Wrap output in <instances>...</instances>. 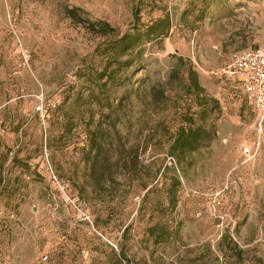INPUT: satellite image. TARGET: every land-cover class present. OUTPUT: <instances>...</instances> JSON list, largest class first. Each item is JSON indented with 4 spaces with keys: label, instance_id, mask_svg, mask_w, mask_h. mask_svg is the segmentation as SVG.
<instances>
[{
    "label": "rangeland",
    "instance_id": "obj_1",
    "mask_svg": "<svg viewBox=\"0 0 264 264\" xmlns=\"http://www.w3.org/2000/svg\"><path fill=\"white\" fill-rule=\"evenodd\" d=\"M136 12L169 34L108 82ZM256 49L264 0H0V264H264V116L227 72ZM181 128L209 134L178 159Z\"/></svg>",
    "mask_w": 264,
    "mask_h": 264
},
{
    "label": "trees",
    "instance_id": "obj_2",
    "mask_svg": "<svg viewBox=\"0 0 264 264\" xmlns=\"http://www.w3.org/2000/svg\"><path fill=\"white\" fill-rule=\"evenodd\" d=\"M80 10L76 8L67 9V14L74 21L82 22L80 16ZM137 25L134 28L133 34L124 35L117 37L114 41V45L110 54L108 55V82H113L115 75L117 74V68H120L122 59L125 56H130L145 41L150 42L160 38H166L170 31V21L168 18L159 19L152 24L146 25L139 19L138 13L136 12ZM97 32L104 35L114 36L116 30L111 27L108 23H96L93 27ZM114 38V37H113ZM181 60H183L181 58ZM127 62V61H126ZM195 80H197L196 72L192 73ZM209 134L206 129H187L181 128L177 132L176 138L171 146V155L180 159L185 157L187 154L198 150V145L202 135Z\"/></svg>",
    "mask_w": 264,
    "mask_h": 264
},
{
    "label": "built area",
    "instance_id": "obj_3",
    "mask_svg": "<svg viewBox=\"0 0 264 264\" xmlns=\"http://www.w3.org/2000/svg\"><path fill=\"white\" fill-rule=\"evenodd\" d=\"M227 72L240 79L247 98L264 116V49L235 53Z\"/></svg>",
    "mask_w": 264,
    "mask_h": 264
}]
</instances>
